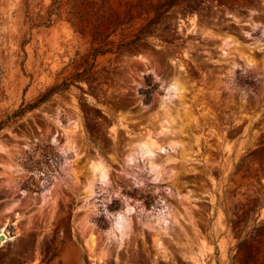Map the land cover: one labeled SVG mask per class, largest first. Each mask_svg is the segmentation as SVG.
<instances>
[{
	"label": "rangeland",
	"instance_id": "1",
	"mask_svg": "<svg viewBox=\"0 0 264 264\" xmlns=\"http://www.w3.org/2000/svg\"><path fill=\"white\" fill-rule=\"evenodd\" d=\"M165 1L0 130V264H264V0H0V118Z\"/></svg>",
	"mask_w": 264,
	"mask_h": 264
},
{
	"label": "trees",
	"instance_id": "2",
	"mask_svg": "<svg viewBox=\"0 0 264 264\" xmlns=\"http://www.w3.org/2000/svg\"><path fill=\"white\" fill-rule=\"evenodd\" d=\"M175 2L176 0H174V4ZM171 3H173V1H165L160 3L156 7L155 15L151 19H149V21L145 25L141 26L136 32H134L132 34V37L128 39H122L114 47L113 46L103 47L102 45H99L95 47L88 54L81 56L80 59H74L73 60L74 68H75L74 72L64 77L60 82L54 83L46 87V89L40 92L39 95L34 100L28 102L22 100V102H20V104L15 109H12L9 112H5L0 118V130L5 125L15 122L18 118L23 116L27 111L36 108L39 104L46 101L52 95L53 92L71 83V79L94 73L96 70L95 67H96V60L98 55L103 54L105 52L118 51L123 46L129 45L131 43L140 40L143 34L149 32V27L157 22L158 17L162 14L163 11L166 10V8ZM163 6H165V9L163 11H159V8ZM94 32L95 31L92 32V42L97 41V37L94 35L95 34Z\"/></svg>",
	"mask_w": 264,
	"mask_h": 264
},
{
	"label": "bare ground",
	"instance_id": "3",
	"mask_svg": "<svg viewBox=\"0 0 264 264\" xmlns=\"http://www.w3.org/2000/svg\"><path fill=\"white\" fill-rule=\"evenodd\" d=\"M150 136V135H149ZM148 137V136H147ZM146 146H150V145H154V144H156V142H155V140H153L151 137H148L144 142H143ZM144 145V147H146ZM155 146V145H154ZM157 146H159L158 144H157ZM143 147V148H144ZM143 148H142V151H143ZM144 149H146L147 151H148V147L147 148H144ZM98 167V166H97ZM6 239H8V238H6ZM2 243V242H1Z\"/></svg>",
	"mask_w": 264,
	"mask_h": 264
},
{
	"label": "water",
	"instance_id": "4",
	"mask_svg": "<svg viewBox=\"0 0 264 264\" xmlns=\"http://www.w3.org/2000/svg\"><path fill=\"white\" fill-rule=\"evenodd\" d=\"M2 238V235H0V239Z\"/></svg>",
	"mask_w": 264,
	"mask_h": 264
}]
</instances>
